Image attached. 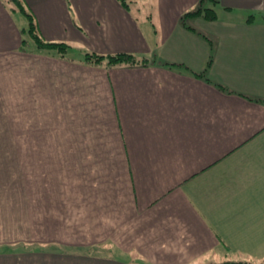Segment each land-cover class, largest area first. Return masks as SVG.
I'll return each mask as SVG.
<instances>
[{"label": "crops", "instance_id": "obj_1", "mask_svg": "<svg viewBox=\"0 0 264 264\" xmlns=\"http://www.w3.org/2000/svg\"><path fill=\"white\" fill-rule=\"evenodd\" d=\"M23 1L71 51L0 0L2 264H264V0Z\"/></svg>", "mask_w": 264, "mask_h": 264}, {"label": "trees", "instance_id": "obj_2", "mask_svg": "<svg viewBox=\"0 0 264 264\" xmlns=\"http://www.w3.org/2000/svg\"><path fill=\"white\" fill-rule=\"evenodd\" d=\"M13 2L23 14L27 20H28V28L23 29V34H27L31 37V39L36 43L37 47L39 49H54L56 50L61 57H65V53L71 46L64 42H50L45 41L42 36L40 35L39 28L37 26L36 19L32 12L29 11L26 4L22 2V0H10ZM121 3H123L127 9H129V3L127 0H120ZM204 2V0H202ZM204 13L205 18L209 20H215L217 18V14L214 9L205 8L202 5H199V7L196 10L187 12L181 17V21L183 24L186 23L187 19H190L192 17H195L197 15H201ZM189 27V26H188ZM28 44L27 39H23V45ZM85 60L86 62H89L91 64H102L106 63L108 64V67H114V66H137L141 63L147 64L149 62L148 59L145 58H139L137 55L127 52H119V53H107V54H99L97 52H86L85 53ZM218 264V263H217ZM221 264H255L247 260L243 261H235V260H226L223 261Z\"/></svg>", "mask_w": 264, "mask_h": 264}, {"label": "rangeland", "instance_id": "obj_3", "mask_svg": "<svg viewBox=\"0 0 264 264\" xmlns=\"http://www.w3.org/2000/svg\"><path fill=\"white\" fill-rule=\"evenodd\" d=\"M7 1L9 3V6H10L11 10H13L15 13H19L20 14V19L23 18L24 23H25V27L28 28V20H27V18L23 14H21V12L19 11L18 7L13 2H11L10 0H7ZM127 1L130 4L131 9L141 18V20H144L145 17H147L148 14L151 12L149 0H127ZM216 1L217 0H204V2L201 1L200 5L204 6L205 8H208L209 6H214V3ZM22 2L24 3L23 0H22ZM218 12H219V10H218ZM25 39H27V41H28V44H26V45L24 44L25 47H27V45H29L31 49L39 51V52H45V53L55 52L57 55H60L54 49H39L37 47L36 43L27 34L25 35ZM25 47H23V48H25ZM70 49L71 48H69V50L66 51L65 56H66V54H68L71 51ZM89 52H91V51H89ZM97 53H99V52H97ZM99 54H104V53H99ZM86 63L87 64H91L89 62H86ZM91 65H96V64H91ZM98 65L108 67V64H106V63H102V64H98ZM6 247H7L8 250H10V248L8 246H3L2 244H0V264H2V262L5 263V261H4L5 260V254L8 253V252H6L4 250ZM21 247L23 249L29 248L27 250H36L38 248L37 245H32V246L31 245H21ZM3 254H4V256L2 257L1 255H3ZM235 261H243V260L242 259H236ZM217 263L221 264V263H223V261L212 262V263H209V264H217Z\"/></svg>", "mask_w": 264, "mask_h": 264}]
</instances>
